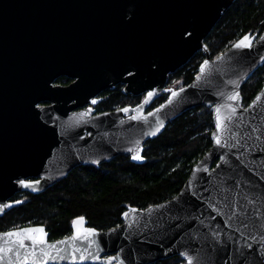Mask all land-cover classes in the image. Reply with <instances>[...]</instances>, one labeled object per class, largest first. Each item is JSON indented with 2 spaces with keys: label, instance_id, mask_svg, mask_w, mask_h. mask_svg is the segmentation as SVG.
Wrapping results in <instances>:
<instances>
[{
  "label": "water",
  "instance_id": "water-1",
  "mask_svg": "<svg viewBox=\"0 0 264 264\" xmlns=\"http://www.w3.org/2000/svg\"><path fill=\"white\" fill-rule=\"evenodd\" d=\"M234 1L0 0V216L20 204L8 201L14 194H39L76 166L119 155L143 163L145 142L186 111L208 107L213 121L210 149L173 198L130 207L107 230L84 219L81 228L95 232L80 238L72 223L70 235L55 241L40 225L0 231V264H107L109 257L111 264H152L174 256L184 264L186 257L264 264V85L247 106L241 95L264 64V29L245 34L250 47H234L244 35L214 58L205 44ZM197 52L204 59L192 82L169 87V75ZM59 77L72 83L54 84ZM118 84L144 98L95 113L97 95ZM235 92L238 101L229 99ZM161 94L166 100L149 110ZM32 228L44 229L43 245L25 239L19 248L3 235Z\"/></svg>",
  "mask_w": 264,
  "mask_h": 264
},
{
  "label": "trees",
  "instance_id": "trees-1",
  "mask_svg": "<svg viewBox=\"0 0 264 264\" xmlns=\"http://www.w3.org/2000/svg\"><path fill=\"white\" fill-rule=\"evenodd\" d=\"M264 29V0H235L205 38L214 58L245 34L259 36ZM204 56L194 54L169 75L168 86L188 85L198 73ZM64 77L58 78L61 84ZM264 85V64L243 84V106H247ZM97 104L105 112L140 103L143 95H125L122 85L107 89ZM167 98L161 94L149 107ZM213 121L210 108L199 106L170 121L162 133L144 144V162L136 164L119 155L98 166H76L68 175L39 194L15 195L20 204L0 217V231L25 226H44L48 240L70 235L71 223L83 217L87 226L107 230L121 224L130 207L145 209L173 198L187 180L193 165L210 149ZM174 256L152 264H182Z\"/></svg>",
  "mask_w": 264,
  "mask_h": 264
},
{
  "label": "snow or ice",
  "instance_id": "snow-or-ice-1",
  "mask_svg": "<svg viewBox=\"0 0 264 264\" xmlns=\"http://www.w3.org/2000/svg\"><path fill=\"white\" fill-rule=\"evenodd\" d=\"M261 39H264V37H261ZM251 46V41H250V37L245 35L240 41H238L234 47L236 48H245V47H250ZM203 70V68L201 69ZM149 95H151V93H149ZM173 96L177 95V93L173 92L172 93ZM239 92H235L233 95L229 96V99L232 101H238L239 99ZM257 100H260L261 98L259 96L256 97ZM93 103H95V101H93ZM124 111H127V109H125ZM236 111L235 108H231V112L234 114ZM216 113H217V117H216V128L217 130H219L221 128V117L219 115L220 113V108L216 109ZM230 119V117L228 118ZM153 135L155 133H152ZM216 143L219 144L220 141L219 139L216 140ZM134 160H140L142 159V157H140L139 155H134L132 157ZM23 183V181L21 182ZM36 183H39V181H37ZM26 187L28 185H25ZM35 190V189H33ZM19 203V202H17ZM10 206V205H9ZM127 215V213H125V216ZM84 218L83 217H79L77 219H74L72 221V225L73 228L76 230V238H80L82 235L85 234H94L95 230L94 229H82L81 225L83 223ZM23 233V235H21ZM36 233H39L40 235L37 236L35 235ZM4 236H7L9 238L15 237V240H12L11 242L15 245H17L19 248H24L25 244H24V240H30L32 242V245L35 247L36 245H43L45 243V235L46 233H44V229L43 228H32V229H20L17 231H11V232H7L3 234ZM64 243V242H61ZM52 247H55L54 245ZM12 249H9V251H11ZM4 249L0 248V252H3ZM40 251L42 252L43 256L45 257H49L50 253L48 252V250L46 248H41ZM32 255H35V252L32 253ZM90 255H94V254H90ZM182 256L185 255V253H181ZM72 259L75 260L76 257L75 255L72 256ZM80 260H84L85 257L84 255H81L79 257ZM114 258L109 257L107 264H111L112 260ZM187 260V264H193V260L190 257H186ZM36 264H42L41 261H36Z\"/></svg>",
  "mask_w": 264,
  "mask_h": 264
},
{
  "label": "flooded vegetation",
  "instance_id": "flooded-vegetation-1",
  "mask_svg": "<svg viewBox=\"0 0 264 264\" xmlns=\"http://www.w3.org/2000/svg\"><path fill=\"white\" fill-rule=\"evenodd\" d=\"M59 78H61V77H59ZM65 78V80L61 83V84H56V80H55V82H54V84H56V85H60V86H67V85H69L70 83H72V80H70V79H68V78H66V77H64ZM119 85V84H118ZM121 85V84H120ZM122 88H123V86H122ZM105 91V90H104ZM103 92V91H102ZM101 92V93H102ZM100 93V94H101ZM100 94H98L97 95V97L95 98V100H96V102L93 104V105H90V107L92 108V109H94L95 110V113H103V112H98L97 111V104L101 101V96H100ZM144 98V95H143V97H142V99ZM142 99H141V101H142ZM140 101V102H141ZM139 103H137L136 105H138ZM136 105H134V106H136ZM126 106H130V107H134V106H132V105H126ZM126 106H124V107H126ZM120 108H122V107H119V108H117V109H120ZM114 110H116V109H114ZM111 111H113V110H111ZM105 112H108V111H105ZM33 180H35L34 178H27L26 179V181H33ZM25 192H21V193H16V194H14L8 201H11V202H15V201H20L19 199H17V200H12V198L15 196V195H20V194H24ZM1 216H3V215H1ZM0 216V217H1ZM182 264H184V262L182 263Z\"/></svg>",
  "mask_w": 264,
  "mask_h": 264
},
{
  "label": "rangeland",
  "instance_id": "rangeland-1",
  "mask_svg": "<svg viewBox=\"0 0 264 264\" xmlns=\"http://www.w3.org/2000/svg\"><path fill=\"white\" fill-rule=\"evenodd\" d=\"M169 87H173V88H180V87H178L177 85H174V86H169Z\"/></svg>",
  "mask_w": 264,
  "mask_h": 264
}]
</instances>
